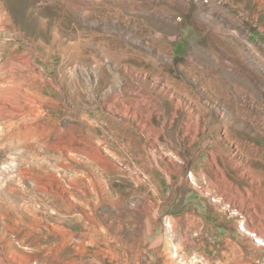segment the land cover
<instances>
[{
	"label": "rangeland",
	"instance_id": "obj_1",
	"mask_svg": "<svg viewBox=\"0 0 264 264\" xmlns=\"http://www.w3.org/2000/svg\"><path fill=\"white\" fill-rule=\"evenodd\" d=\"M0 264H264V0H0Z\"/></svg>",
	"mask_w": 264,
	"mask_h": 264
},
{
	"label": "built area",
	"instance_id": "obj_2",
	"mask_svg": "<svg viewBox=\"0 0 264 264\" xmlns=\"http://www.w3.org/2000/svg\"><path fill=\"white\" fill-rule=\"evenodd\" d=\"M204 2H208V1H210V0H203Z\"/></svg>",
	"mask_w": 264,
	"mask_h": 264
},
{
	"label": "bare ground",
	"instance_id": "obj_3",
	"mask_svg": "<svg viewBox=\"0 0 264 264\" xmlns=\"http://www.w3.org/2000/svg\"><path fill=\"white\" fill-rule=\"evenodd\" d=\"M228 96H230V95H228Z\"/></svg>",
	"mask_w": 264,
	"mask_h": 264
}]
</instances>
